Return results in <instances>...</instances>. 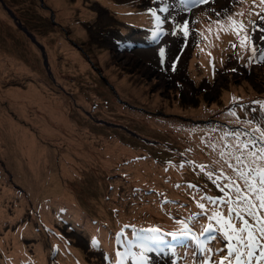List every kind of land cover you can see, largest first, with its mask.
<instances>
[{
    "label": "rangeland",
    "instance_id": "rangeland-1",
    "mask_svg": "<svg viewBox=\"0 0 264 264\" xmlns=\"http://www.w3.org/2000/svg\"><path fill=\"white\" fill-rule=\"evenodd\" d=\"M177 1L0 0V73L9 75L0 76V264H148L149 248L140 249L144 260L138 246L134 254L128 250L124 225L132 210L168 201V209L187 215L209 217L214 207L227 214L222 203L201 199L223 195L217 187L223 181L214 183L206 175L218 167L217 153L208 145L224 132L264 130V105L256 103L264 102V40L249 29L259 49L253 55L232 31L217 39L206 26L229 9L264 27L259 18L264 11L259 0H209L190 10H181ZM164 7L168 12L161 11ZM156 11L163 16L159 25ZM184 20L187 38L176 28ZM151 27L164 28L143 39ZM125 38L134 43L125 45ZM79 55L91 69L74 78L59 62ZM152 63L158 73L145 69ZM62 75H70L77 88ZM31 84L45 98L65 96V113L55 116L62 100L49 107L51 100L15 103L6 94ZM234 108L236 115H229ZM71 118L89 128H79ZM26 129L36 149H44L40 165L22 143ZM187 161L208 167L201 172ZM34 170L41 174L38 183ZM259 254L257 249L248 264L264 263L255 258ZM204 255L177 247L159 259L200 264Z\"/></svg>",
    "mask_w": 264,
    "mask_h": 264
},
{
    "label": "snow or ice",
    "instance_id": "snow-or-ice-1",
    "mask_svg": "<svg viewBox=\"0 0 264 264\" xmlns=\"http://www.w3.org/2000/svg\"><path fill=\"white\" fill-rule=\"evenodd\" d=\"M209 0H181L182 9H191L197 4L208 3ZM214 2V0H212ZM239 3H244L245 0H237ZM262 6L261 10L264 11V0H259ZM161 11L168 12V8L164 7ZM223 18L221 13L217 12L218 19L211 21L206 26L208 32H212L213 25L217 30L225 32L232 31L240 39V45L243 48L250 50L253 55L258 51V47L252 44V36L249 34V29L252 32H259V40H264V27H260L253 21H244L242 18L246 15L245 12L240 11L237 13H230L229 9H224ZM257 15H259L257 13ZM264 20V16H259ZM158 25L163 23L157 17ZM176 28L183 32L185 38L189 35L188 21L184 20L182 23L177 22ZM172 34H176L173 32ZM204 36V32L200 33ZM207 39V37H205ZM219 39V35L216 36ZM210 46H213L210 44ZM235 47V45H232ZM159 55L163 58L165 50L159 49ZM264 60V56H261ZM163 63V60H161ZM172 71H176L175 64L172 65ZM235 71V69H233ZM235 101L236 98L233 97ZM264 105V102L258 101ZM243 104L235 105V108L243 109ZM234 109L229 110V115H236ZM239 119V118H238ZM251 123V121H248ZM217 153L218 158L214 164L218 167L206 171V175L214 183L223 181V184L217 183L223 193L220 197H202V200H208L213 205L223 204L227 214L219 207L211 209L209 220H215L216 225L209 223L203 227L202 233H208L206 240H200L197 236H192L187 225H182L181 230L170 233L172 236H192L197 242L196 252H203L204 259L200 264H248L254 257L257 249H260L257 260L264 261V130L253 128L251 130L238 129L235 131L224 132L219 137L218 142L209 143L208 145ZM186 163L192 164L194 167L197 165L192 161ZM183 167L184 164H180ZM201 172H205L207 165H198ZM194 187V185H190ZM201 210L205 209L204 203H199ZM199 215V214H195ZM193 219V217H189ZM147 233H157L160 230L157 228H150L144 230ZM215 232V234H213ZM141 242L144 241H157L160 239L157 235H144L140 236ZM218 242L222 247H216L215 243L209 245V242ZM148 250V249H146ZM227 254H224V253ZM212 253L213 256H209ZM216 253H220L218 258H214ZM140 260L145 257L141 255Z\"/></svg>",
    "mask_w": 264,
    "mask_h": 264
},
{
    "label": "bare ground",
    "instance_id": "bare-ground-1",
    "mask_svg": "<svg viewBox=\"0 0 264 264\" xmlns=\"http://www.w3.org/2000/svg\"><path fill=\"white\" fill-rule=\"evenodd\" d=\"M81 2L79 1V4ZM71 10H69V15L71 14L70 12ZM87 12V11H85ZM88 13V12H87ZM64 15L67 14L66 11L63 12ZM226 33L225 31L223 30H217L216 26L214 25L213 27V30H212V35L213 37H216L217 34L219 35V39L222 37V35ZM22 36L18 35V40L19 41H22L21 39ZM23 38V37H22ZM130 40L132 39H126V41L130 42ZM134 42V41H133ZM136 43V42H135ZM53 56L57 57V50H53ZM264 52V50H263ZM207 53V49L204 48L202 50V56H204L205 54ZM65 58V57H64ZM57 59V58H56ZM66 61H68V63H66ZM160 61V60H159ZM59 65L62 66L64 68L65 71H67L68 73H75L74 75V78H76L77 74H83V73H88L89 69H91V65L89 64V62L85 59L84 56L82 55H79L75 61H70V60H64V61H61L59 62ZM145 66V69L147 71H151V72H154V73H158L159 71L156 70L155 68V63H152L151 65H144ZM25 68L27 70H30L31 67L29 66H25ZM60 69V68H58ZM77 73V74H76ZM0 76H3V77H8L9 75L6 74L4 76V73H0ZM63 79L65 80V82H68L69 81V84H71L72 86L76 87L75 85L72 84V81H73V78L69 75L66 77V75H62ZM68 84V83H67ZM77 88V87H76ZM6 94L8 96L11 97V99L15 102V103H26V102H35L37 101L38 103H48L51 99L50 98H45L44 95H43V91L42 89L39 88L38 85L36 84H31L30 88L29 89H21V90H15V91H11V89H8ZM24 97L27 101L25 100H22L20 101V99ZM54 99V100H53ZM49 104L47 106L49 107H53L55 106V103L54 101L56 100H62L61 101V105H62V109L58 108V106L55 107L54 111H55V116H57L59 113L60 114H63L65 113V111L63 110L65 108V106H67V101L68 99L65 97V96H61V95H58V97H55L53 98ZM81 100L87 104H89V98L86 97V95H83ZM70 122H74L76 123V120L75 119H70ZM77 124V123H76ZM74 125V124H73ZM77 126L81 129H84V130H87L89 128V126L87 125H83V124H77ZM95 131H93L94 133ZM195 132V131H194ZM68 140H72V138H68ZM22 143L25 145V148L27 149V151L29 152V155L31 157V159L33 161H35L37 164L40 165V158L45 156L44 154V149L41 147L40 149H36L35 147V144L37 143L36 141H33L32 138H31V133L28 129H26L24 131V136H23V139H22ZM34 175L36 177V183L38 178L40 177L41 174H39V172L37 170H34ZM55 179V184L58 185V182L56 180V177H54ZM65 189L63 188L62 189V193H65ZM134 210H132L133 212ZM161 221H164L165 219L163 218H160ZM174 232V229H167L165 230V233L166 234H170V233H173ZM128 250L134 254V252L137 251V249L135 247H130L128 248ZM138 250L140 251V255H143L145 257V254L140 250V248L138 247ZM161 255L159 254V257ZM146 259V258H145ZM153 261H156L157 259L154 258L152 259ZM157 264H165V263H157ZM261 264H264V263H261Z\"/></svg>",
    "mask_w": 264,
    "mask_h": 264
},
{
    "label": "trees",
    "instance_id": "trees-1",
    "mask_svg": "<svg viewBox=\"0 0 264 264\" xmlns=\"http://www.w3.org/2000/svg\"><path fill=\"white\" fill-rule=\"evenodd\" d=\"M154 22H155V21H154ZM163 204H164V202H162L160 205L155 206L156 209L153 211L154 216L158 215V213H159V211H160V208H161V206H162ZM149 213H150V212L147 211L146 214L148 215ZM191 214H194V212H193V213L191 212ZM143 219H145V218H143ZM143 219L135 220V222H136V221H141V220H143ZM177 223H178V225H181L183 222L178 221ZM159 225H160L161 227H162V226L164 227V223H160ZM186 225H187V229L191 231L192 236H196V234L200 233V232L203 230V227L206 226L205 223H204V226H202V225H198V224H196V226H192V225H193L192 223H188V224H186ZM181 228H182V226H180V227L178 228V230H181ZM192 236H188L190 239H192L191 241L194 240V239L192 238Z\"/></svg>",
    "mask_w": 264,
    "mask_h": 264
},
{
    "label": "water",
    "instance_id": "water-1",
    "mask_svg": "<svg viewBox=\"0 0 264 264\" xmlns=\"http://www.w3.org/2000/svg\"><path fill=\"white\" fill-rule=\"evenodd\" d=\"M7 9L11 12V15L13 16V17H16L14 14H12V11L7 7ZM21 24V23H20ZM22 26V25H21ZM23 30L24 31H26L31 37H32V39L35 41V42H37L38 43V41H37V39H36V37L29 31V29L27 28V27H23ZM42 47V50H44V47L43 46H41ZM45 51V50H44ZM46 63V66L48 65V69L50 70V67H49V63H48V59H47V62H45Z\"/></svg>",
    "mask_w": 264,
    "mask_h": 264
}]
</instances>
